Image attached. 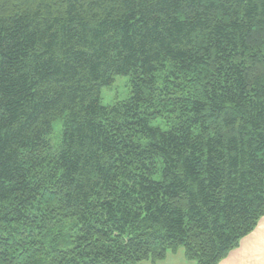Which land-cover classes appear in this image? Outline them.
<instances>
[{"label": "trees", "instance_id": "1", "mask_svg": "<svg viewBox=\"0 0 264 264\" xmlns=\"http://www.w3.org/2000/svg\"><path fill=\"white\" fill-rule=\"evenodd\" d=\"M263 216L264 0H0V264H219Z\"/></svg>", "mask_w": 264, "mask_h": 264}, {"label": "crops", "instance_id": "2", "mask_svg": "<svg viewBox=\"0 0 264 264\" xmlns=\"http://www.w3.org/2000/svg\"><path fill=\"white\" fill-rule=\"evenodd\" d=\"M149 264H194L187 260L184 251L168 253L164 260ZM219 264H264V216L257 227L245 236L240 245L232 249Z\"/></svg>", "mask_w": 264, "mask_h": 264}, {"label": "rangeland", "instance_id": "3", "mask_svg": "<svg viewBox=\"0 0 264 264\" xmlns=\"http://www.w3.org/2000/svg\"><path fill=\"white\" fill-rule=\"evenodd\" d=\"M130 94V79L128 76L119 75L116 76L115 81L113 84L109 87H104L102 89V102L104 104H112L117 101L126 99ZM59 133V127L57 125V122L55 124L54 132L52 133V137H57ZM182 251L185 250L183 247L180 248ZM178 252V251H177ZM172 252V253H177ZM171 253V252H169ZM187 259V258H186ZM188 260V259H187ZM191 262V260H190ZM150 261L145 262L144 264H149ZM152 263V262H151ZM192 263L197 264L195 261H192Z\"/></svg>", "mask_w": 264, "mask_h": 264}]
</instances>
